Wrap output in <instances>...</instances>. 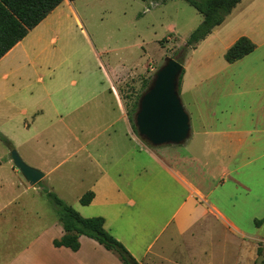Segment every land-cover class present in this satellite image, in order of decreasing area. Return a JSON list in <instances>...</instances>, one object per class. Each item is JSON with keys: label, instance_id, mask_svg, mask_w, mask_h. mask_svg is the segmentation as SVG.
Instances as JSON below:
<instances>
[{"label": "rangeland", "instance_id": "rangeland-1", "mask_svg": "<svg viewBox=\"0 0 264 264\" xmlns=\"http://www.w3.org/2000/svg\"><path fill=\"white\" fill-rule=\"evenodd\" d=\"M161 3L62 4L38 24L37 52L27 51V58L17 48L0 59V136L9 141L0 138V184L18 197L28 184L11 161L14 149L27 165L45 174L33 185L38 187L35 204L56 216L42 190L74 208L86 193L89 177L99 171V164L87 159L84 145L101 128L112 127L116 134L108 148L105 134L92 141L94 147L101 143L95 154L105 156L114 150L118 133L130 127L140 148L160 157L163 151L176 158L192 153L189 172L211 177L202 188L212 185L209 196L238 229L210 235L203 245L209 253L202 254L201 264H264V172L244 176L250 161L264 166V0H241L188 51L183 46L201 15L183 0ZM241 36L255 50L235 63L225 62L226 50ZM168 58L184 67L178 95L190 120V137L178 146L154 147L137 134L129 114ZM250 142L263 149L250 151ZM127 143L123 138L119 144L125 148ZM122 154L117 156L116 149L120 167L127 168L131 162ZM141 159L146 160L142 153ZM225 171H234V178L251 191L234 181L220 184ZM26 201H31L29 196Z\"/></svg>", "mask_w": 264, "mask_h": 264}, {"label": "crops", "instance_id": "crops-1", "mask_svg": "<svg viewBox=\"0 0 264 264\" xmlns=\"http://www.w3.org/2000/svg\"><path fill=\"white\" fill-rule=\"evenodd\" d=\"M75 1L64 0L60 5L71 6ZM17 48L26 56L27 51H38V25L8 54ZM27 61L25 65L29 67ZM112 94L116 97L114 90ZM122 116L124 118L123 113ZM102 134L107 136L108 143L104 147L108 148L115 136L113 134H116L109 126L95 132L84 145L87 159L99 164V171L96 177H89L86 190L93 192L94 196L88 205L79 203L73 207L84 218L103 217L105 229L139 264H201L202 254L207 257L209 253L203 245L210 235L220 231L229 234V228L238 230L209 196L214 189L212 185L209 189L202 188L211 177H199L189 172L186 165L188 162L193 165L192 153L191 156L184 154L176 158L163 151L160 157L155 151L140 148L129 127L118 133L120 136L113 145L114 150L108 149L105 156L97 155L95 151L101 143L94 147L92 141ZM123 138L128 141L125 148L119 144ZM256 143L250 142L248 149H263ZM116 149L117 156L126 154L124 157L131 162L129 167H120ZM140 153L146 160H139ZM263 172L264 166L257 168L250 161L244 176H261ZM234 175V171H225L219 183L234 181L243 191L250 192L247 184L237 181ZM2 185L0 264H123L114 252L86 236L79 237L77 251L55 247L53 241L60 239L64 230L55 215H47L36 206L38 187L27 184L22 189L23 195L18 197L11 195L10 188ZM23 196L25 201L20 200ZM26 196L31 201H26Z\"/></svg>", "mask_w": 264, "mask_h": 264}, {"label": "trees", "instance_id": "trees-1", "mask_svg": "<svg viewBox=\"0 0 264 264\" xmlns=\"http://www.w3.org/2000/svg\"><path fill=\"white\" fill-rule=\"evenodd\" d=\"M64 0H0V59L4 57L30 30L40 24ZM73 2L75 0H68ZM162 3L168 0H160ZM201 15L200 24L190 33L183 51L194 49L219 27L241 0H183ZM161 3V4H162ZM256 45L246 36L239 37L225 52V62L232 64L251 54ZM181 63L180 61H178ZM181 79V77H180ZM180 84V83H179ZM136 102L129 119L133 121L137 110ZM7 144L9 141L0 136ZM43 193L53 207L56 217L64 230L63 236L53 241L55 247L77 251L79 237L86 236L98 242L105 249L114 252L123 264H139L127 249L104 227V218L82 217L74 208L55 193L44 188ZM94 194L84 193L79 199L81 205H88Z\"/></svg>", "mask_w": 264, "mask_h": 264}, {"label": "water", "instance_id": "water-1", "mask_svg": "<svg viewBox=\"0 0 264 264\" xmlns=\"http://www.w3.org/2000/svg\"><path fill=\"white\" fill-rule=\"evenodd\" d=\"M183 70L176 58H168L139 97L134 125L137 134L154 147L178 146L190 137V120L178 95ZM10 157L29 185L43 179L44 173L27 165L16 150H11Z\"/></svg>", "mask_w": 264, "mask_h": 264}]
</instances>
